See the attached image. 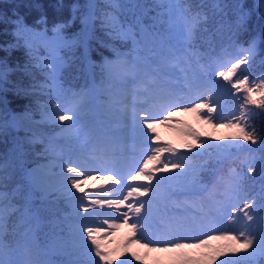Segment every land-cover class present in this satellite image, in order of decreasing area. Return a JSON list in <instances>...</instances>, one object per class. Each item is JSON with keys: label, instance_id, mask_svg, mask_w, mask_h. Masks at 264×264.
Listing matches in <instances>:
<instances>
[{"label": "snow or ice", "instance_id": "snow-or-ice-1", "mask_svg": "<svg viewBox=\"0 0 264 264\" xmlns=\"http://www.w3.org/2000/svg\"><path fill=\"white\" fill-rule=\"evenodd\" d=\"M85 8L80 18L85 43L93 37L96 21L109 37L132 42L127 52H117L115 59L102 67L110 88L129 83L134 87L120 100L106 105L98 117L88 119L82 116L87 94L72 93L69 97L55 84L62 58L53 56L44 62L53 81L51 85H40L51 89L47 119L55 123L57 112L71 113L58 117L62 123L57 136L69 144L67 160L31 170L21 166L19 178L9 188L16 166L11 156L0 159V264H133V260L142 261V257L129 250L132 244L146 253L174 254L171 264H257L258 258L264 261V167L259 191L254 183L245 190L255 171V149L251 146L259 144L264 152V137L258 136L252 125L257 116H264V74L259 83L244 74L256 55L255 40L241 47L236 56L221 62H217L210 40L206 53L197 47L198 33L214 37L226 27L231 40L246 30L249 11L241 0H201L196 4L189 0H103L102 5L89 0ZM259 10L264 16V0H260ZM13 23L17 44L9 47H18L21 40L29 52L37 42L54 51L71 46L61 35L63 24L54 25L53 37L49 39L46 33L26 26L22 18ZM214 64L221 70L215 71ZM205 69L223 78V87L230 84L243 93L238 107L220 120L236 132L231 139L216 138L224 142L213 144L186 127L182 131L191 137V142L181 147L187 152L159 143L158 135L151 134L156 133L157 124L174 119L176 111L196 113L206 123H213L217 103L207 101L205 93H211L210 84L218 81H208ZM9 71L6 62H0V84L6 83ZM252 92L260 93L258 100ZM63 104L69 106L62 108ZM253 105L261 111L257 112ZM16 120L14 116L13 127ZM8 127L6 121L0 122V133H6ZM129 138L140 145L139 158L143 163L124 174L115 168L94 169L113 173L108 177L112 182L109 188L122 198L108 199L106 190L105 198L93 199L82 187L84 179L79 178L84 175L80 171L81 155L90 151L106 161ZM27 143L44 144L43 155L56 156L51 138L45 144L42 135L33 132ZM233 149L248 153L247 174L230 168L208 187L203 174H214L232 156ZM13 151H18L21 159L26 155L23 144ZM60 159L64 157L61 155ZM260 159L264 162V155ZM93 162H97L95 155ZM54 167L60 171H54ZM77 192L81 195L77 196ZM180 195L192 198L191 207L198 211L190 213L185 201L175 199ZM61 203L70 209L63 215ZM95 206L107 210L100 212ZM225 206L232 208L226 219L221 211ZM238 213L243 216L238 217ZM101 215L106 218L98 225ZM241 220V228L232 227ZM45 224L52 231L44 234L46 242L42 246L37 233ZM210 224L227 227L209 228ZM122 227L127 235L118 247L109 248L100 241L101 234L108 235ZM192 250H196V255L191 254Z\"/></svg>", "mask_w": 264, "mask_h": 264}, {"label": "trees", "instance_id": "trees-1", "mask_svg": "<svg viewBox=\"0 0 264 264\" xmlns=\"http://www.w3.org/2000/svg\"><path fill=\"white\" fill-rule=\"evenodd\" d=\"M88 2L89 0H0V62H6L7 67L10 69L7 75L6 83L0 84V112L5 111V107L10 106L14 109L16 116L18 117L20 113H25L24 111H21L26 109V107H24L25 105L31 108L30 103L33 105L37 103L36 98L31 95L30 87L33 85H36L37 87L38 84L36 81H39V79L36 74L31 73L30 68L25 67L26 65L28 66L25 47L21 41H19L18 47H9V45L17 44V37L14 35L15 25L13 22L17 18H22V22L29 28L44 30L47 32L53 30L54 25L63 24L64 27L61 31H73L76 23L81 18L82 13L86 11L85 5ZM121 2H124V0H121ZM189 2L196 4L200 3L201 0H189ZM203 2L208 3L209 0H203ZM241 2L245 6L246 11H249L250 13L247 19L246 30H243L238 35L231 37V40V34L226 27L218 32L214 37L210 36L208 33L201 32L199 41L200 45H202L200 49L202 53H206L209 50L207 43L209 40L211 41L212 49L218 51L221 48L228 46L231 42H246V40L250 38L251 25L249 22L252 15L251 11H256L257 7L252 0H241ZM248 4H250L249 8H247ZM121 18L123 19V16H121ZM229 19H231V17H229ZM75 37L76 41L79 42L77 43L74 51L70 50V46L61 47L65 61L61 68L60 78L62 82L67 85L68 90L77 89L79 86L84 84V54L88 55L93 61L99 62L104 55H109L112 52L119 50L120 44L122 43V40L120 39L110 37L108 40H105L104 38H96V36L93 35L87 43L84 42V44H82L81 41L84 36ZM98 37L104 36L99 34ZM249 66L251 69H264V59L255 56ZM16 68L21 69L18 70ZM48 79L49 75H46L44 79L45 83ZM15 91L20 93L17 95V98H13V93H15ZM50 94L51 92L48 88V94L45 96L46 101H49ZM22 101L24 102V106ZM11 103H14V105ZM253 108L256 110L254 105ZM257 122L264 128V116H257L252 121L254 128L257 126ZM41 129H39L37 133L41 134L43 139H47L51 136L50 131ZM251 147L256 149L259 155H264V152L260 150L259 145H252ZM7 150L8 145L5 138L0 137V159L9 156L5 154ZM242 157L243 152L241 157L238 158V162H241ZM259 160L260 156L257 158V161ZM255 167L253 175H257L254 180V187L256 189L260 187L261 169L264 167V162ZM11 187L12 186L9 185V188ZM60 207L62 215L66 208L63 203H61ZM43 228L46 232H43L42 230L39 231L38 237L40 240L45 241L44 234H50L52 229L51 226L47 224H45ZM257 264H264V261H261V259L258 258Z\"/></svg>", "mask_w": 264, "mask_h": 264}, {"label": "rangeland", "instance_id": "rangeland-1", "mask_svg": "<svg viewBox=\"0 0 264 264\" xmlns=\"http://www.w3.org/2000/svg\"><path fill=\"white\" fill-rule=\"evenodd\" d=\"M248 1V0H247ZM254 2V4L256 5V11H251V17H250V22L249 24L251 25V42L253 40H255V44H256V54L257 57H260L262 59H264V16L261 15V11L259 10V3L260 0H252ZM97 3H100L102 5L103 0H96ZM249 3V2H248ZM249 5H247V8H249ZM82 24H81V19L78 20V22L75 25V28L73 31H61V35L65 38V40L67 42H69V44H71L70 46V50H75L77 43L72 44L71 42L76 41V37L75 36H83V32H82ZM15 30V29H14ZM36 32H40V33H46L47 37L49 39H51L53 37V30L51 31H44V30H35ZM76 32V33H75ZM99 34H102V36L104 37H98ZM94 36H96V38L102 39L104 38L105 40H108L110 37L105 33V31L100 27L99 21L95 22V31L93 33ZM84 40V38H83ZM81 41L82 44H84V41ZM21 42L23 43V41L21 40ZM243 47H236L233 48L231 50V52L225 56H223L219 62H221L222 60H228L231 59L232 57L236 56V54L238 53L239 49ZM247 47V46H246ZM42 48V52L40 51ZM25 52L27 54V63H28V68H30L31 73L32 74H36L38 76L39 81H36V83L38 84L37 87L33 88L30 87L31 90V95L33 97L36 98L37 103L35 105H33L32 103H30L31 108H29L28 106H24V102L23 106L26 107V109H23L21 111H24L25 113H20L18 115V117L16 116V113L14 111L13 108L9 107H5V111H1L0 112V122H7L9 124V127L6 131V133H0V137H4L5 141L7 142L8 145V150L6 151L5 154L11 156L13 158V163L16 166V171L14 173V178L13 181H11L9 183V185L13 186L15 179L19 178V172H20V168L21 166L24 169H36V168H44V166L48 165V166H53V165H60V161L56 160L55 158H46L43 155L44 152V148L42 147V144H33V145H29L27 143V139L29 137L32 136L33 132H36L41 129V130H45V131H50L53 132L55 134L60 133V128L58 127V125L62 122L59 121L58 117L59 115H65L67 113L71 114L70 112L66 111V110H61L59 112L56 113L57 119L55 123H52L50 120L47 119V116L50 115V103L49 101L45 100V96L46 94H48V87H44L41 88L40 85H45V77L46 75H48V70L46 68V65L44 64L45 61H47L48 59H50L53 56H59L58 51H54L52 48L50 47H46L44 45V43L42 42H37L34 46L31 52H29L26 48H25ZM71 53V51H70ZM72 54V53H71ZM114 60V59H111ZM111 60H107V61H111ZM232 62H235L234 60ZM106 63V61H105ZM15 69V68H14ZM16 69H21V68H16ZM221 70L219 68H217L216 66L214 67L215 71ZM213 71V70H212ZM214 72V71H213ZM264 74V73H262ZM261 74H259L258 77H255V79H253V81H255L256 83H259V78H260ZM53 83V82H52ZM55 84L57 86H59L56 81ZM1 87V85H0ZM213 88V91L211 92V95H209V93H205V99L208 101L212 100L215 101L217 103V107H220L223 105L222 102V97L220 96V92L217 91V89L214 86H210ZM217 87V86H216ZM103 90L109 92L108 93V99L110 101H115V98L113 97L112 91L109 90L110 89V85L108 84H104V86L102 87ZM86 93V92H85ZM14 96L13 98H17V95H19V92L13 93ZM87 94V93H86ZM251 95L253 96L254 99H259L260 97V93L258 92H252ZM20 98V97H19ZM187 99V97H186ZM197 103H199L200 101H196ZM12 105H14V103H11ZM69 105L66 104L65 106H62V108H67ZM255 106V105H254ZM231 108L224 112L222 114V116H220L219 118H217L213 124H215L216 126H213V129L209 132L210 137L218 143H223L224 141L222 140H217L216 138H227V139H231L232 135L236 132V129L233 127H229L227 126L225 123L220 122V124H218L216 121L221 120L222 117H227L229 115V113H231L234 108H236L237 106H230ZM257 112H260L261 109L256 108ZM203 111H206L203 110ZM16 116L17 120L15 121L16 126L13 127V117ZM21 117H24L23 119H21ZM63 123L67 124V121H64ZM168 125V123L166 124ZM219 125H221L220 127H218ZM175 125L170 126V127H166L165 129H163V135H168L169 133H172L173 130L175 129ZM256 133L258 136L264 137V128L261 127L258 122H257V126L255 127ZM165 137V136H164ZM240 143H243V141H240ZM19 144H23V148L26 152V155H24L22 157V159L19 157V152L18 151H13V149L16 148L17 145ZM259 145V144H257ZM7 156V157H9ZM56 172H59L60 169L59 167H54L53 169ZM86 177V176H85ZM80 178V177H79ZM80 179H84V178H80ZM85 181V180H84ZM97 182V179H87V183H95ZM82 187L85 188V190L89 193V190L86 188L85 186V182L82 185ZM116 198H122V197H117V196H113V198L110 199H116ZM126 210V209H124ZM42 231L46 232V230L42 227Z\"/></svg>", "mask_w": 264, "mask_h": 264}]
</instances>
